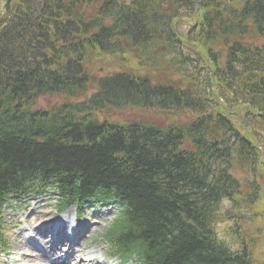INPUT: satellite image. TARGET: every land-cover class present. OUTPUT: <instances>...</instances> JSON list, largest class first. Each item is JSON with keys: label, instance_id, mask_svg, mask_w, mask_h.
I'll return each mask as SVG.
<instances>
[{"label": "trees", "instance_id": "16d2710c", "mask_svg": "<svg viewBox=\"0 0 264 264\" xmlns=\"http://www.w3.org/2000/svg\"><path fill=\"white\" fill-rule=\"evenodd\" d=\"M188 4L202 10L193 14L202 18L206 45L220 39L234 62L245 55L264 60V43L242 42L245 35L264 41V0H44L10 12L0 32V198L31 188L29 177L64 175L79 196L112 193L129 203L107 236L124 253L141 252L145 264H252L246 249L227 254L211 226L223 197H241L238 205L258 200L257 155L242 149L224 112L206 115L207 98L181 104L180 111L201 113L181 126L100 122L98 111L162 107L172 96L166 86L118 73L98 80L83 102L31 108L35 95H86L84 63L93 52L121 53V40L150 52L163 32L154 19L171 22ZM262 82L255 85L264 94ZM235 168L249 172L251 193L244 195Z\"/></svg>", "mask_w": 264, "mask_h": 264}, {"label": "rangeland", "instance_id": "374dc122", "mask_svg": "<svg viewBox=\"0 0 264 264\" xmlns=\"http://www.w3.org/2000/svg\"><path fill=\"white\" fill-rule=\"evenodd\" d=\"M184 19H187V18H184ZM127 55V58L130 60V57H132L133 59L134 58H138V55H136V53L132 50H129L128 53L126 54ZM103 67H104V71H107V70H110V71H116L117 69H120L121 66L118 65V64H112V65H109L107 63H104L103 64ZM164 71V70H163ZM164 78H160V79H165L167 80L166 78L167 77H172V75L169 73V72H166L164 75H163ZM65 98L60 96V95H55V96H43V97H40L38 99L39 101V105L40 107H43V108H48L50 109L51 107L55 106V105H61L65 102ZM143 114L142 112H140L139 110H134V109H128V110H123V111H109L108 112V115H109V119L111 121H116V120H120V121H129V120H137L139 118H145V119H149L151 121H157V118L153 115H146L143 117ZM263 194H264V191H263ZM264 203V197L262 198V205ZM35 206H33L34 208ZM9 215L10 216H13V217H21L23 214L21 212H18V211H12V212H9ZM29 215V214H27ZM27 215L24 216V218L26 219ZM220 225V224H219ZM218 225V226H219ZM223 226H220V229L222 230ZM230 229L227 230V229H224L223 230V234L224 235H227V237H231V238H234V235L233 234H229L230 233ZM262 248H264V244L261 245Z\"/></svg>", "mask_w": 264, "mask_h": 264}, {"label": "bare ground", "instance_id": "6f19581e", "mask_svg": "<svg viewBox=\"0 0 264 264\" xmlns=\"http://www.w3.org/2000/svg\"><path fill=\"white\" fill-rule=\"evenodd\" d=\"M23 4H25V2H22ZM71 253L70 255H75V252L72 251V249H70ZM40 264H58V259H56L53 255H50L48 258L43 255L42 257V261Z\"/></svg>", "mask_w": 264, "mask_h": 264}]
</instances>
